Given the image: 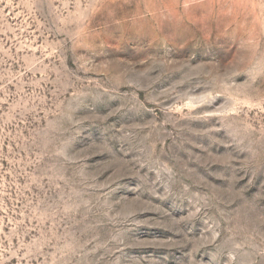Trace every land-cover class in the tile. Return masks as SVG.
Segmentation results:
<instances>
[{"label":"rangeland","instance_id":"obj_1","mask_svg":"<svg viewBox=\"0 0 264 264\" xmlns=\"http://www.w3.org/2000/svg\"><path fill=\"white\" fill-rule=\"evenodd\" d=\"M0 264H264V0H0Z\"/></svg>","mask_w":264,"mask_h":264}]
</instances>
